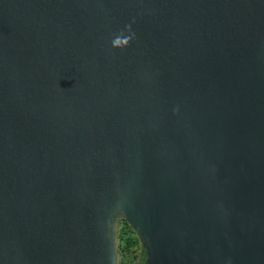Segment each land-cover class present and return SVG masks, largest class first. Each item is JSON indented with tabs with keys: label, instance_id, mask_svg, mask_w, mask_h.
I'll list each match as a JSON object with an SVG mask.
<instances>
[{
	"label": "water",
	"instance_id": "95a60500",
	"mask_svg": "<svg viewBox=\"0 0 264 264\" xmlns=\"http://www.w3.org/2000/svg\"><path fill=\"white\" fill-rule=\"evenodd\" d=\"M264 264V0H0V264Z\"/></svg>",
	"mask_w": 264,
	"mask_h": 264
},
{
	"label": "trees",
	"instance_id": "16d2710c",
	"mask_svg": "<svg viewBox=\"0 0 264 264\" xmlns=\"http://www.w3.org/2000/svg\"><path fill=\"white\" fill-rule=\"evenodd\" d=\"M118 244L120 264L146 263V250L126 219H121L118 224Z\"/></svg>",
	"mask_w": 264,
	"mask_h": 264
}]
</instances>
